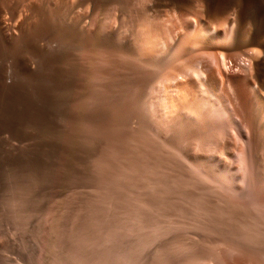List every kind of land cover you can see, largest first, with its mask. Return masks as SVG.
Masks as SVG:
<instances>
[{
	"label": "rangeland",
	"instance_id": "obj_1",
	"mask_svg": "<svg viewBox=\"0 0 264 264\" xmlns=\"http://www.w3.org/2000/svg\"><path fill=\"white\" fill-rule=\"evenodd\" d=\"M234 2L0 0V264H264V0Z\"/></svg>",
	"mask_w": 264,
	"mask_h": 264
},
{
	"label": "bare ground",
	"instance_id": "obj_2",
	"mask_svg": "<svg viewBox=\"0 0 264 264\" xmlns=\"http://www.w3.org/2000/svg\"><path fill=\"white\" fill-rule=\"evenodd\" d=\"M224 1L226 0H205L206 6L207 8L213 9V7L215 8L216 6L218 7V5L220 6V4H222ZM229 1V0H228ZM234 3H237V6L239 8V21H242V17H243V13L244 11L249 8V5L251 4V0H234ZM232 2V1H231ZM257 2V1H256ZM254 3V2H253ZM264 3V2H263ZM232 4V3H231ZM230 4V5H231ZM256 4V3H255ZM1 5V4H0ZM76 5V4H75ZM224 5V4H223ZM261 5V4H260ZM226 6V5H225ZM227 7V6H226ZM260 7V6H259ZM253 8V6H252ZM257 8V7H256ZM250 10V9H249ZM247 13V12H246ZM245 13V14H246ZM37 17V15H36ZM39 17V16H38ZM38 19V18H37ZM251 19L253 22V27H254V31L256 35H259L260 33L264 32V11L263 12H253V14L251 15ZM41 20V19H40ZM2 21V20H1ZM37 23V22H36ZM41 23V22H40ZM4 26V25H3ZM63 33V32H62ZM27 39V37H26ZM261 70V69H260ZM264 70V68H263ZM264 72V71H263ZM261 74V73H260ZM259 74V75H260ZM264 78V77H263ZM263 87V85H262ZM9 96V95H8ZM10 97V96H9ZM8 107V106H7ZM4 109V108H2ZM9 109V108H8ZM5 115V114H4ZM17 117V116H15ZM14 120V119H13ZM1 127V126H0ZM6 128V127H5ZM7 129V128H6ZM2 132V131H1ZM4 166V165H3Z\"/></svg>",
	"mask_w": 264,
	"mask_h": 264
}]
</instances>
